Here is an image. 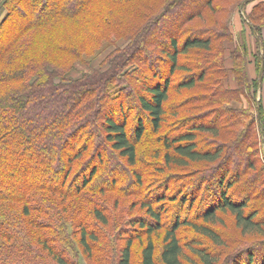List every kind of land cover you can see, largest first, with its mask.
<instances>
[{"label": "trees", "instance_id": "16d2710c", "mask_svg": "<svg viewBox=\"0 0 264 264\" xmlns=\"http://www.w3.org/2000/svg\"><path fill=\"white\" fill-rule=\"evenodd\" d=\"M71 1L36 12L37 2L24 0L19 6L20 0H5L7 13L0 23V42L7 39L0 48V149L15 153L20 164L4 169L0 162V264H78L70 257L75 248L96 264L115 258L116 264H131L132 254L139 264H264V185L258 186L251 175L257 151L249 139L245 142L258 117L250 116L247 106L229 105L244 98L249 108H257L258 101L260 106V58L257 55L256 77L248 76L245 41L231 52L230 80L235 85H225L224 40L232 37L229 19L245 0ZM250 2L242 21L258 43L264 0H248L243 9ZM172 13L179 16L177 21L171 20ZM14 16L19 19L9 28ZM166 31L164 38L158 37ZM118 39L129 41L128 50L110 54L107 70L66 76L76 62L83 63L85 53ZM126 65L130 68L122 71ZM215 75L218 79L213 80ZM127 91L136 97L137 109L124 105L122 92ZM55 113V130L49 131ZM34 119L39 123L24 133ZM204 131L218 135L220 143L201 147ZM153 140L160 145L148 148L153 156L162 148L166 167L216 162L208 168L197 165V171L211 168V179L200 178L189 188L191 193L182 188L188 173L171 174L166 184L144 191L142 169L135 167L137 147ZM54 141L70 151L62 152L56 171L37 175L35 164L54 157L48 147ZM101 149L110 154L103 156ZM117 156L133 169L122 168L118 161L121 172L108 171L107 162ZM176 180L172 193L168 184ZM203 182L215 184L216 190L201 199V209L192 211ZM103 192L116 194L114 206L120 197L137 195L129 208L144 209L127 221L120 216L128 214H114L123 223L119 247L86 219L89 214L99 224L116 228L108 204L95 197ZM79 198L92 203L89 213L82 214L84 206H76ZM175 201L179 205L168 222ZM224 216L232 219L241 237L254 238L227 239L216 227L224 224ZM94 251L98 255L92 257Z\"/></svg>", "mask_w": 264, "mask_h": 264}, {"label": "rangeland", "instance_id": "374dc122", "mask_svg": "<svg viewBox=\"0 0 264 264\" xmlns=\"http://www.w3.org/2000/svg\"><path fill=\"white\" fill-rule=\"evenodd\" d=\"M21 2H19V6H23L22 5V1L24 0H20ZM25 1H29V2H37V8H36V12H44L45 7L47 8L48 5L50 4H55V5H70V3L72 2L71 0H25ZM253 4V2L248 3L245 8L243 9L240 8V11H237L238 13H234L230 19H229V29L231 32L232 37L225 39L224 40V46H225V55H224V66L227 70V74L228 77L225 80V85L227 87L230 88V86H234L235 85V81L230 80L233 79V74L231 72V67L233 65V60H232V50L236 47V45L241 44L242 42H246L247 43V53L245 56V66H246V73L248 76L252 75V77H256V62H257V55L260 58V54L263 55V62H264V26L261 29V37H259L260 42L257 43L255 37L253 36V34H251L250 32V27L248 24L243 23L242 18H243V14H246V12L250 9L251 5ZM185 8H187V6H183V10H185ZM182 10V8H180ZM246 10V11H245ZM7 13V6L5 4V0H0V23L3 20V17L5 16V14ZM180 14V13H179ZM32 14H28L26 16V19L31 18ZM171 20H175L177 21L179 19V16L172 13L170 15ZM18 16H14L12 22L9 24V28H12V23H15L16 21H18ZM170 20V21H171ZM73 31L76 30V27L72 25L71 28ZM242 29L245 30V37H242ZM78 32V31H77ZM168 31L166 32H162L161 34H158V37L160 38H164L165 35L167 34ZM165 35H164V34ZM58 35H60L58 33ZM164 35V36H163ZM159 38V39H160ZM244 38V39H243ZM161 40V39H160ZM7 41V39H5L4 41L0 42V48L2 46H4L5 42ZM129 41H126L124 39H118L115 42H112L110 44H106L101 45L100 47H96L94 48L91 52H87L84 54V60L83 63L82 62H76V64L74 65L73 68H71L69 70V72L66 74L67 77L71 78H76L78 77L83 71H90L92 69H99L100 67H103L104 70H107L110 65L109 63L105 64L106 59L108 58V56H110V54L112 53H116L117 55H121V51L127 49L128 50V44ZM120 58V57H119ZM105 64V65H104ZM260 66H261V59H260ZM127 68H130L129 65L123 66L121 67L122 71H125ZM258 70H257V75H258ZM218 79V75L213 76V80ZM211 80V81H213ZM232 84V85H231ZM129 91L127 92H122V95H124V100H125V104L126 106L129 107H135L137 109V99L135 96L133 95H127ZM127 95V96H126ZM257 99H260V106H259V110H260V123L259 120L257 121L255 119V117H257V108H249V105L247 103V101L243 98L240 101H232L229 105L238 109H242L243 107L248 108L249 111V115L251 116L254 115V129L252 130L253 135L249 138H247L245 140V142L249 139V144L250 146H253L255 148H251L252 151H254L256 149L257 151V155L255 156V166L253 169V172L251 173L253 178H257L258 180L256 181V183L258 184V186H260L261 184L264 185V169H261V166L264 165V71H263V76H262V80L260 83L259 80V86H258V90H257ZM257 107V106H256ZM130 112V114H133V111L128 110ZM128 113V112H127ZM118 116V114L116 115ZM249 116V117H250ZM210 117V114L206 115L204 117V119H207ZM247 117L246 121L251 120V118ZM45 117L43 116L42 119H44ZM56 118H58V114H52V116L50 117L51 122V128L49 129V131L55 130V128L53 127V120H55ZM41 119V118H40ZM40 119H34V121L30 122L29 124H26V126L24 127V131L22 129V131L25 133H27V130L29 128H33L34 124H38L40 121ZM130 119L133 120L132 125H134V117L133 115H130ZM165 130V129H164ZM18 135L15 136V139H18ZM150 138V137H149ZM226 136L224 135V139L226 140ZM229 138V137H228ZM221 141L220 137L218 138V135H215L213 133H207L206 131L204 132H200V143L199 145L201 147H206V146H214L219 144ZM248 143V142H247ZM157 145H160V143L158 144L156 141H142L137 149H138V153L140 154V158L139 161L137 162L138 164L135 165L136 169L141 171L142 173V181H141V185H144L145 187L143 188L144 191L148 190L153 192L154 189L156 190V186L158 185H164L166 183H164V179L173 174V175H180L183 173H188L187 175L189 176V180H185V182L187 184H185V187H182L183 189H185L184 191H188L192 193L191 190H189V188L191 187V185L195 186L196 185V181H198L200 178H207L208 180L211 179V173L210 175L207 174V170H200L197 171V165H202L201 167L205 166V167H212L215 166L216 162H195V163H190L188 167L186 168H180V167H166L163 165V163L161 162L162 160V152L161 149H159V152L155 151L153 156V151L151 150L152 148H148V146H153L156 147ZM48 147H50L51 150H53L55 152V154L53 155L54 157L50 160V161H46L45 163H41V162H37L35 164L36 167V174L37 175H42V174H46L48 172H54L59 168L58 162L60 158H63L64 152H68L70 151L67 147L65 146L63 142L60 141H54L50 144H48ZM243 147V146H242ZM244 148V147H243ZM91 149L90 151L87 152V155L89 156L90 153H92ZM101 153L103 154V156H108L110 154V151L106 150V149H101ZM40 157H44L43 153L38 152ZM115 155V154H114ZM17 158V155L15 153L12 152H8L6 149L5 150H1L0 149V162H2L3 166L2 168L4 169H8L10 166L14 165H19L20 163L15 162L14 159ZM118 160H110V162H107V168L109 167L108 171L112 172L114 175L121 172L122 168H128V169H133V167L129 168L127 163H125L124 159L117 156L116 157ZM122 163V168L118 167V163L119 162ZM25 162H22V165H24ZM120 163V164H121ZM145 163V164H144ZM233 162L231 161V163L229 162L228 165H231ZM234 163L239 164L240 160H235ZM6 165V166H5ZM26 166H33L32 164H26ZM8 167V168H6ZM134 167V168H135ZM160 167H163V170H159ZM204 167V168H205ZM2 169V170H4ZM202 169V168H201ZM157 170V171H156ZM145 172V173H144ZM182 181V180H180ZM255 183V184H256ZM177 180L176 181H172L171 183H169V189L168 191H172V193H175L177 190ZM256 184V185H257ZM22 185V184H21ZM215 184L210 185L209 182H203L202 184V188H200L199 190H197L196 188V199L194 201V205H193V209H197L200 206V201L201 199L205 198V197H211L212 192H214L216 190V188L214 187ZM160 187V186H159ZM163 187V186H162ZM162 187H160V190L162 189ZM131 188L136 189L135 185H132ZM159 191V189H158ZM241 192H244V190H240ZM137 196V195H136ZM136 196L133 195H128L125 197H120V199L117 200V206L113 205V201L116 197V194L113 193H108V192H103L101 194V196L96 195L95 197L97 198V201H101L102 205L103 204H108V211H110L111 213H113V215L115 214L116 216H120L122 214H128V215H123L120 216L121 219H124V221H127L130 219V217H136L138 214H142L144 213V209L139 208L138 206H133L129 208V203L133 200V199H137ZM179 199V198H178ZM101 204V203H100ZM179 205V201H175L173 202L170 206H169V215L168 218H166L168 220V222L170 221V219L172 218V210L177 208ZM76 206H84L81 207L82 208V214H87V212H90V209L92 207V203L89 202L88 200L84 199V198H79V202L76 204ZM20 208V206H18ZM201 209V208H199ZM127 210V211H126ZM114 215V216H115ZM130 215V217H129ZM171 215V216H170ZM81 213H80V215ZM114 217L115 220V227L114 229H112V224L108 223L107 225H102L99 224L92 215L87 214V220L91 223H89L91 226H96L99 231V233L101 234L103 231H105L107 234H110V238L112 237L113 242L115 245H118V247L123 243V235L122 233H120V229H123V223L119 224L117 222V217ZM170 218V219H169ZM119 219V217H118ZM120 221V219H119ZM224 224H217L216 227L217 228H221L223 233L225 234V237L227 239H234V241H238L239 239H245L246 241H249L250 239L254 238L252 236H244L241 237L239 234V229H237L232 222V219L229 218L228 216H224ZM110 222V221H109ZM121 222V221H120ZM126 227L125 222H124V228ZM116 229L118 230V233L116 232ZM102 231V232H101ZM101 236V239L103 240V236ZM257 238H260L257 236ZM75 239L77 240V237H75ZM159 239V238H158ZM208 242V241H207ZM229 247V246H228ZM77 250V252H71L70 257H73L74 259L77 260L78 264H96L95 262L93 263L92 259L88 258V256L83 253L82 251H80L78 248H75ZM134 249V248H133ZM138 252V250H137ZM98 254L95 253V251L93 252V256L95 257ZM133 259H132V263L131 264H139L138 262V256H135V254H132ZM104 264H106L104 262ZM108 264H116V258L115 260H109Z\"/></svg>", "mask_w": 264, "mask_h": 264}, {"label": "water", "instance_id": "95a60500", "mask_svg": "<svg viewBox=\"0 0 264 264\" xmlns=\"http://www.w3.org/2000/svg\"><path fill=\"white\" fill-rule=\"evenodd\" d=\"M248 1V0H245L242 4H241V8L244 6L245 2ZM257 37V41L258 43L260 42V39L258 36ZM260 59H261V66H260V83H261V80H262V76H263V71H264V62H263V55L260 54ZM260 110H259V101L257 103V117H258V120H259V123H260Z\"/></svg>", "mask_w": 264, "mask_h": 264}, {"label": "crops", "instance_id": "0c3cea01", "mask_svg": "<svg viewBox=\"0 0 264 264\" xmlns=\"http://www.w3.org/2000/svg\"><path fill=\"white\" fill-rule=\"evenodd\" d=\"M232 85V84H231Z\"/></svg>", "mask_w": 264, "mask_h": 264}]
</instances>
